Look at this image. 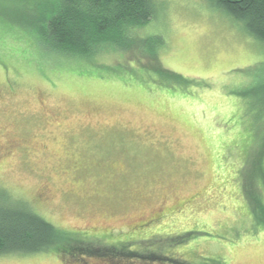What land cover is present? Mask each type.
Here are the masks:
<instances>
[{
  "label": "rangeland",
  "instance_id": "374dc122",
  "mask_svg": "<svg viewBox=\"0 0 264 264\" xmlns=\"http://www.w3.org/2000/svg\"><path fill=\"white\" fill-rule=\"evenodd\" d=\"M51 4L0 0V188L77 248L0 264H264V39L155 0L127 40L67 55L37 38Z\"/></svg>",
  "mask_w": 264,
  "mask_h": 264
},
{
  "label": "trees",
  "instance_id": "16d2710c",
  "mask_svg": "<svg viewBox=\"0 0 264 264\" xmlns=\"http://www.w3.org/2000/svg\"><path fill=\"white\" fill-rule=\"evenodd\" d=\"M209 1L242 20L249 32L264 39V0ZM154 6L155 0H52L47 13L38 16L37 38L52 52L93 54L103 44L127 40L131 36L129 29L146 22L153 15ZM72 234L39 215L26 202L11 199L0 188V254L50 248L67 251L75 246Z\"/></svg>",
  "mask_w": 264,
  "mask_h": 264
},
{
  "label": "snow or ice",
  "instance_id": "6c2138e0",
  "mask_svg": "<svg viewBox=\"0 0 264 264\" xmlns=\"http://www.w3.org/2000/svg\"><path fill=\"white\" fill-rule=\"evenodd\" d=\"M260 55H261L262 62H264V48L261 49ZM130 58H132V57H130Z\"/></svg>",
  "mask_w": 264,
  "mask_h": 264
}]
</instances>
